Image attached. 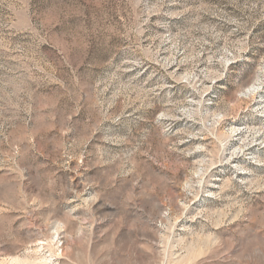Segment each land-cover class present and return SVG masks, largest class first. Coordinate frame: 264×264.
Segmentation results:
<instances>
[{
	"label": "rangeland",
	"instance_id": "rangeland-1",
	"mask_svg": "<svg viewBox=\"0 0 264 264\" xmlns=\"http://www.w3.org/2000/svg\"><path fill=\"white\" fill-rule=\"evenodd\" d=\"M0 264H264V0H0Z\"/></svg>",
	"mask_w": 264,
	"mask_h": 264
}]
</instances>
